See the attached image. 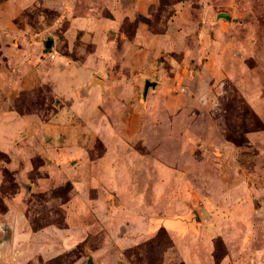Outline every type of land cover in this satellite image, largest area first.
<instances>
[{"label":"rangeland","instance_id":"obj_1","mask_svg":"<svg viewBox=\"0 0 264 264\" xmlns=\"http://www.w3.org/2000/svg\"><path fill=\"white\" fill-rule=\"evenodd\" d=\"M89 261L264 264V0H0V264Z\"/></svg>","mask_w":264,"mask_h":264},{"label":"water","instance_id":"obj_2","mask_svg":"<svg viewBox=\"0 0 264 264\" xmlns=\"http://www.w3.org/2000/svg\"><path fill=\"white\" fill-rule=\"evenodd\" d=\"M51 46H52V40L46 41V43H45V49H50ZM151 85L154 86L155 83H151ZM146 92H147V87H145V89H144V94H146ZM90 263H91V261H89V264Z\"/></svg>","mask_w":264,"mask_h":264},{"label":"trees","instance_id":"obj_3","mask_svg":"<svg viewBox=\"0 0 264 264\" xmlns=\"http://www.w3.org/2000/svg\"><path fill=\"white\" fill-rule=\"evenodd\" d=\"M218 18L222 19V20H226L228 17L225 14L221 13V14L218 15Z\"/></svg>","mask_w":264,"mask_h":264},{"label":"built area","instance_id":"obj_4","mask_svg":"<svg viewBox=\"0 0 264 264\" xmlns=\"http://www.w3.org/2000/svg\"><path fill=\"white\" fill-rule=\"evenodd\" d=\"M50 58H52V59H53V58H54V55L50 56Z\"/></svg>","mask_w":264,"mask_h":264}]
</instances>
